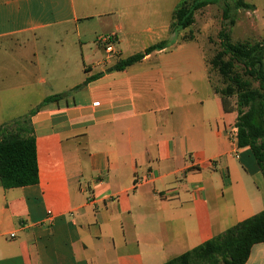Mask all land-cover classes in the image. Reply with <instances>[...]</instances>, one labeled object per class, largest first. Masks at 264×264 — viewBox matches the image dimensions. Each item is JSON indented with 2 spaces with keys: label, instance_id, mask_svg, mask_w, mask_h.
<instances>
[{
  "label": "crops",
  "instance_id": "crops-1",
  "mask_svg": "<svg viewBox=\"0 0 264 264\" xmlns=\"http://www.w3.org/2000/svg\"><path fill=\"white\" fill-rule=\"evenodd\" d=\"M180 1L0 0V126L69 93L31 116L39 182L0 179V264H163L264 210L237 111L197 37L170 30ZM251 4L264 38V5ZM245 264H264V242Z\"/></svg>",
  "mask_w": 264,
  "mask_h": 264
},
{
  "label": "trees",
  "instance_id": "trees-1",
  "mask_svg": "<svg viewBox=\"0 0 264 264\" xmlns=\"http://www.w3.org/2000/svg\"><path fill=\"white\" fill-rule=\"evenodd\" d=\"M209 3V0H181L173 12L171 32L178 33L193 25L195 12ZM235 5L237 8L254 9V5L246 0H236ZM223 15L225 19L230 18V10L225 8ZM235 23V18H231L230 24ZM219 38L221 47L212 57L211 64L221 75L224 86H215L214 90L222 97L226 111H237L238 145L250 147L264 176V39L234 43L230 29L225 25L219 32ZM167 46L168 40H162L142 52L119 58L107 71L123 70L154 50ZM101 75L97 73L87 77L74 90ZM68 94L49 96L26 115L0 126V179L3 187H23L39 182L36 136L31 116L44 104L58 101ZM232 98H235L234 102ZM260 242H264V210L163 264H245L252 247Z\"/></svg>",
  "mask_w": 264,
  "mask_h": 264
},
{
  "label": "rangeland",
  "instance_id": "rangeland-1",
  "mask_svg": "<svg viewBox=\"0 0 264 264\" xmlns=\"http://www.w3.org/2000/svg\"><path fill=\"white\" fill-rule=\"evenodd\" d=\"M210 3L195 12V23L185 32L186 36H196L200 46L207 57L209 74L214 87H223V80L218 70L211 64L212 57L220 49L219 32L223 26L230 29L231 41H258L264 39L260 37V31L254 28V14L252 11L237 8L236 0H209ZM250 3L264 5V0H247ZM225 8L230 10L228 19L224 18ZM235 18V25L230 24V19ZM179 33V32H178ZM257 84V83H256ZM235 98H232L234 102Z\"/></svg>",
  "mask_w": 264,
  "mask_h": 264
},
{
  "label": "built area",
  "instance_id": "built-area-1",
  "mask_svg": "<svg viewBox=\"0 0 264 264\" xmlns=\"http://www.w3.org/2000/svg\"><path fill=\"white\" fill-rule=\"evenodd\" d=\"M113 38L114 36L113 35H104V36H100L99 37V41H101L102 43L105 44V50L106 52L109 54V55H113L114 53V48H113ZM233 135L237 136V133H238V127L237 126H234L233 128ZM89 199H92V196L90 195ZM15 236V233H11L10 234V237H14Z\"/></svg>",
  "mask_w": 264,
  "mask_h": 264
}]
</instances>
